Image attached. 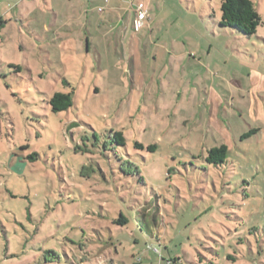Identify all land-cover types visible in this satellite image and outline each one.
I'll list each match as a JSON object with an SVG mask.
<instances>
[{
  "label": "rangeland",
  "instance_id": "rangeland-1",
  "mask_svg": "<svg viewBox=\"0 0 264 264\" xmlns=\"http://www.w3.org/2000/svg\"><path fill=\"white\" fill-rule=\"evenodd\" d=\"M84 1L0 0V264H264V0L249 37L217 25L220 0H166L155 28L141 7L135 77L182 94L156 113L93 92L68 51ZM169 26L200 61L165 62ZM55 91L74 104L52 112ZM222 143L224 163L197 156Z\"/></svg>",
  "mask_w": 264,
  "mask_h": 264
},
{
  "label": "crops",
  "instance_id": "crops-1",
  "mask_svg": "<svg viewBox=\"0 0 264 264\" xmlns=\"http://www.w3.org/2000/svg\"><path fill=\"white\" fill-rule=\"evenodd\" d=\"M104 2L106 4L101 10H98V6H101L102 0L101 3L97 0H85L81 3L79 15L70 18L78 20V26L67 29L69 45L74 46L69 47L68 51L79 55V62L85 74L91 67L95 79L91 85L94 93H99L101 88L99 86L104 84L119 86V89L117 87L112 93L128 95V100L153 101L156 113L160 108L158 106L160 97L157 96H163L165 100H172L173 97L177 100L182 94L178 90L165 88L162 83L150 82L143 77L136 79V67L141 66V59L149 48L148 43L152 35L151 31L147 34L146 31L135 29L133 21L136 6H145L150 19L149 26L153 25L154 28L160 26L168 18L164 10L166 0H131L130 9L126 0H104ZM155 5L156 9H153ZM170 30L169 26L166 30L168 41L161 43L159 47L165 62L177 61L182 64L184 61L189 63L200 61V57L197 60L193 55L192 49L195 51L197 49L188 47L181 37H186L185 34L188 32L177 30L176 32L181 35H175L177 33H171ZM178 84L182 82L178 81ZM150 108L152 110V107Z\"/></svg>",
  "mask_w": 264,
  "mask_h": 264
},
{
  "label": "trees",
  "instance_id": "trees-1",
  "mask_svg": "<svg viewBox=\"0 0 264 264\" xmlns=\"http://www.w3.org/2000/svg\"><path fill=\"white\" fill-rule=\"evenodd\" d=\"M260 22V15L252 0H220V18L217 21L219 27L234 28L246 37H249L255 33ZM62 79L66 85L69 84L66 78L63 77ZM48 104L52 112L66 111L74 104L73 92L55 91L48 98ZM113 141L120 145L125 144V138L120 131L114 133ZM135 145L141 146L138 142ZM148 148L152 151L153 145H149ZM227 152V146L220 144L219 146L207 148L205 154L201 153L197 156L201 157L208 164L220 165L226 161ZM115 223L120 225L125 224L126 218L120 215L115 220Z\"/></svg>",
  "mask_w": 264,
  "mask_h": 264
},
{
  "label": "built area",
  "instance_id": "built-area-1",
  "mask_svg": "<svg viewBox=\"0 0 264 264\" xmlns=\"http://www.w3.org/2000/svg\"><path fill=\"white\" fill-rule=\"evenodd\" d=\"M144 15H145V12L141 8V6H136V8H135V17H134V21H133L135 29L140 27L141 21L144 18Z\"/></svg>",
  "mask_w": 264,
  "mask_h": 264
}]
</instances>
